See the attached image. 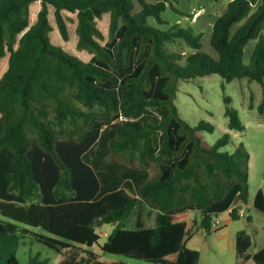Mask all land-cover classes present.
Returning a JSON list of instances; mask_svg holds the SVG:
<instances>
[{"label":"trees","instance_id":"trees-1","mask_svg":"<svg viewBox=\"0 0 264 264\" xmlns=\"http://www.w3.org/2000/svg\"><path fill=\"white\" fill-rule=\"evenodd\" d=\"M175 1L137 0L134 12L133 0H0V61L9 56L0 79V264H20L21 239L55 250L59 264H130L105 262L94 246L153 264H198L200 252L187 245L191 212L207 235L221 213L241 219L250 154L241 146L222 151L230 133L204 142L199 132L214 126L190 125L175 100L180 81L247 79L261 87L259 104L250 98L249 109L264 118V0H227L211 31L217 57L203 50L194 28L168 21L169 10L189 16ZM49 7L64 41V11L76 15L77 48L89 61L52 44ZM105 14L108 35L97 23ZM175 42L192 52L171 50ZM224 102L228 129L243 132L232 98ZM141 203L157 211L156 225L138 217L129 228ZM254 207L264 214L262 189ZM100 225L114 226L104 244ZM251 248V236L239 230L237 254L264 264V248L252 255Z\"/></svg>","mask_w":264,"mask_h":264},{"label":"rangeland","instance_id":"rangeland-1","mask_svg":"<svg viewBox=\"0 0 264 264\" xmlns=\"http://www.w3.org/2000/svg\"><path fill=\"white\" fill-rule=\"evenodd\" d=\"M147 1L155 2L156 0ZM133 2L135 5L134 12H137L140 10V6L137 0H133ZM227 2V0H176L175 6L189 16L179 17L170 10L165 13V16L171 24L189 25L194 28L195 33L202 34L203 50L217 57L210 46L211 31L215 19L225 11ZM31 8L30 19L31 24H33L37 19V13L41 8V4L34 3ZM64 14L70 19L68 21V41H64L60 34L54 19V9L52 7L49 15L52 25V30L49 33L50 41L70 55L83 61L89 60L91 54L77 48L78 36L76 33L75 15L67 11H64ZM109 20L110 15L105 14L102 19L97 21L98 27L105 35H108ZM253 47L254 42L247 46L245 50L247 51L246 60H248ZM169 48L185 56L187 53L192 52L182 42L170 44ZM182 63H184V60ZM7 67L8 56L4 57L0 62V78L6 72ZM225 96L232 98L231 106L238 111L239 117L245 126L243 132H235L228 129V119L224 115L226 107L224 102ZM250 98L254 99V105L257 106L261 100V87L258 83L249 82L247 79H235L230 83H225L219 75L213 74L198 77L191 81L179 82L175 104L182 118L192 126H196L201 121L214 126L212 133L206 131L199 132L202 140L209 145H213L219 138L230 133L232 142L222 148V151L233 153L241 146L242 149H245L250 154L249 203L252 207L250 215L253 225L250 227L241 221H232L229 225L225 221L227 216L222 215L219 217V225L222 227L220 232H212L205 237H202V234L197 236L198 241L201 242V245L198 246V251L201 255L198 264H237L241 256L237 254L234 243L235 234L239 229L246 228L252 234L254 240L253 251H258L264 247V233L262 231L264 214L254 207L257 192L260 189L264 191V118L255 109H249ZM156 216V210L141 203L127 218L126 224L129 228L135 227L138 217H141L146 227H154L156 225ZM198 216L196 217L195 213L191 212V224L195 220L200 223L201 217L199 213ZM113 228V225L99 226L100 244H104L107 241ZM228 234H231V237ZM93 250L101 254L103 261L109 263L112 261H127L130 264H153L141 260L127 259L123 256L102 253L98 246H94ZM18 258L20 264H32V259L47 261L49 264H59L62 256L55 250L31 239H21L18 248Z\"/></svg>","mask_w":264,"mask_h":264},{"label":"crops","instance_id":"crops-1","mask_svg":"<svg viewBox=\"0 0 264 264\" xmlns=\"http://www.w3.org/2000/svg\"><path fill=\"white\" fill-rule=\"evenodd\" d=\"M36 4L37 3H39V4H41L39 1H37V2H35ZM34 4V3H33ZM31 7H32V5H31ZM41 9V8H40ZM31 10H32V8H31ZM39 10V9H38ZM37 10V11H38ZM40 11V10H39ZM38 11V12H39ZM49 11H50V13H51V7H49ZM50 13H49V15H50ZM37 15H38V13H37ZM65 15V14H64ZM75 15V14H74ZM31 16V15H30ZM67 17V16H66ZM75 17H76V15H75ZM55 19V18H54ZM70 20V19H69ZM75 22H76V18H75ZM67 24H68V22H67ZM91 57H92V55H91ZM91 59V58H90ZM89 59V60H90ZM89 60H87V61H89ZM8 61H9V56H8ZM1 62V61H0ZM8 68V67H7ZM1 79V78H0ZM239 206H241V204L240 203H238V204H236V207H239ZM251 204L250 203H248L247 205H242V209L240 210V214H241V219L240 220H238V221H241V222H243L244 224H246L247 226H252L253 225V220H252V217H251V215H250V210H251ZM195 213V216L196 217H199L198 216V213H196V212H194ZM222 215H225V216H227L226 218H225V221L227 222V224H229L230 225V223L233 221L232 219H231V217H230V210L229 211H227V212H224V213H221V214H219L217 217H215V219H214V222H213V227H212V229H213V231L212 232H220V230H221V226L219 225V221H218V218L219 217H221ZM189 228H190V237H189V240H188V247L190 248V249H193V250H199V245H201V242H199L198 241V239H197V236L198 235H201L202 237H205L207 234L199 227V222L197 221V220H195L194 222H193V224H191V222L189 223ZM254 228H256V227H254ZM243 229H245L247 232H248V234L251 236V240H252V248L249 250V254H254V253H256V252H258L259 250H261L262 248H264V247H262L261 249H259L258 251H253V246H254V240H253V236H252V234L251 233H249V231L246 229V228H243ZM239 230H242V229H239ZM239 230H237V232L239 231ZM262 231H263V233H264V225H263V228H262ZM237 232H236V234H237ZM236 234H235V249H236ZM228 236L229 237H231V234H228ZM202 239V238H201ZM237 264H253V262H252V260H248V261H245L244 260V257H240V260L238 261V263Z\"/></svg>","mask_w":264,"mask_h":264}]
</instances>
